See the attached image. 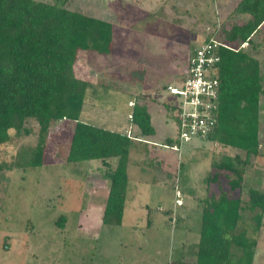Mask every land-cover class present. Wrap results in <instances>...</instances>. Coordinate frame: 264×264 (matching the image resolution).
Wrapping results in <instances>:
<instances>
[{
    "label": "rangeland",
    "instance_id": "obj_1",
    "mask_svg": "<svg viewBox=\"0 0 264 264\" xmlns=\"http://www.w3.org/2000/svg\"><path fill=\"white\" fill-rule=\"evenodd\" d=\"M239 1L67 0L69 10L110 22L114 27L109 55L80 53L75 64L76 76L92 85L80 120L133 137L128 103L136 95L128 86L138 82V89L146 92L149 84H145V74L151 76L147 77L150 84L165 82L168 76L153 72L152 65L145 72L140 63H157L159 67L168 51L167 56L172 51L181 61L189 59L191 49L213 33L216 25L220 24L221 32L226 22L246 19L231 16ZM218 39L222 40L221 34ZM243 50L260 63L264 90V25ZM148 55L157 58L153 57V62ZM141 67L143 70H139ZM155 75L157 81L152 80ZM167 121L170 136H175L173 116ZM260 123L259 154L241 166V188L232 192V197L239 196L243 203L249 189L264 192V94L260 97ZM27 127L29 135L16 137L9 131L11 140L0 145V161L13 162L20 151L35 147L38 125L31 120ZM72 127L68 121L50 125L42 166L0 173V264H174L181 256L184 264H192L203 199L217 197L220 190L229 192L228 180L232 177L223 171L218 184L208 183V172H215L210 169L211 163L236 155L243 162L245 155L194 137L177 145V151L162 149L170 154L168 157L155 152L158 158L152 157L149 163L147 155L149 175L140 177L137 171L143 163L141 152L134 151L127 168L130 178L122 223L106 226L101 222L108 188L102 178L106 168L99 161L65 162ZM159 163L169 165L163 170L172 180L160 179ZM110 168L114 169L111 163ZM177 198L181 207H177ZM61 216L65 218L62 227L58 226ZM252 216L248 211L242 214V226L249 233ZM256 239L253 264H264V213Z\"/></svg>",
    "mask_w": 264,
    "mask_h": 264
},
{
    "label": "trees",
    "instance_id": "obj_2",
    "mask_svg": "<svg viewBox=\"0 0 264 264\" xmlns=\"http://www.w3.org/2000/svg\"><path fill=\"white\" fill-rule=\"evenodd\" d=\"M66 2L0 0V145L11 140L10 130L20 137L29 135V121L38 125L35 147L20 151L13 162L0 161V173L42 166L50 125L71 122L65 162L99 161L106 168L102 178L108 188L101 222L106 226L121 225L129 153L136 137L80 120L86 93L92 85L75 73L80 53L110 54L114 27L110 22L69 10ZM231 16L246 19L226 22L223 26L227 27L219 33L214 29L216 37L221 34L222 39H218L222 44L220 85L216 124L206 140L245 157L243 162L236 155L211 163L210 169L215 172H208V183L218 184L223 171L232 177L228 180L229 192L220 190L217 197L203 199L192 264H253L264 213V192L249 189L245 203L239 196L232 197V192L241 188V166L259 154L260 97L264 94L260 63L241 45H251L252 37L259 33L264 23V0H240ZM195 49H191L190 57ZM129 121L141 135L154 132L143 105L133 104ZM166 141L178 145L177 139ZM244 211L253 215L250 233L242 226ZM64 221L61 216L58 226L62 227ZM183 257L174 264H184Z\"/></svg>",
    "mask_w": 264,
    "mask_h": 264
},
{
    "label": "built area",
    "instance_id": "obj_3",
    "mask_svg": "<svg viewBox=\"0 0 264 264\" xmlns=\"http://www.w3.org/2000/svg\"><path fill=\"white\" fill-rule=\"evenodd\" d=\"M215 29L219 32L220 24ZM216 36L214 31L207 34L188 59L182 79L166 87L167 93L173 98L170 107L177 126L174 139L178 140L179 146L194 137L206 139L215 127L220 85L219 48L222 46ZM133 104L128 103L129 106ZM172 148L177 151L179 147L176 145ZM176 204L181 205L178 198Z\"/></svg>",
    "mask_w": 264,
    "mask_h": 264
},
{
    "label": "crops",
    "instance_id": "obj_4",
    "mask_svg": "<svg viewBox=\"0 0 264 264\" xmlns=\"http://www.w3.org/2000/svg\"><path fill=\"white\" fill-rule=\"evenodd\" d=\"M263 25H264V23L262 24V26ZM260 30H261V28H260ZM245 45H247V44H245ZM244 46L242 48H244ZM168 52L166 53V57L164 58V62L160 63L159 67H156V65H158L157 63L151 64V63H148L146 61L143 63H140L145 67V70H144L145 72L147 71L148 65H152L151 69L153 70V72H158V74H161V76H164V77H166L168 75L167 80L165 82H163V80H162L161 83L151 82L152 84H150V82L147 80V77L149 78L151 76H148L147 74H145L146 75V77H145L146 80H144L145 84H147V85L149 84L148 89L146 91L147 93L142 92L143 91L142 89L141 90L138 89V88H140L138 82H136L134 85L130 83V86H128V88L130 87L129 88L130 92L132 94L136 95V96H133L134 100H132V102H134L135 104H138V105H143L146 108L147 113L150 117L151 126H152L153 131H154L152 135L144 136V135L140 134L138 129H137L138 131L133 129V128H135V126H133L131 124L132 127H131L130 132L132 135H134L137 138V140L135 141L134 146L130 150L128 164L131 160V154L134 153V151L135 152L140 151L141 153H140L139 157L141 158V161L143 162L142 166H140V168H139V166H137V168H139L137 173L140 177L145 176L147 174L149 175L147 165L145 167L147 155H148V157H150L149 161H153L154 160L153 158H158V156L154 154L155 152L158 153L160 156V155L165 154L162 151V149L165 150L164 149L165 147H167L171 150H174L172 147L176 146L175 144L168 143L166 141L169 138H171V139L175 138V136H170V135H172V132L170 131V128H169L170 126H169L168 121H167L168 118H172V111H171L170 104L173 102V100H171V96H169V94L167 93L166 87L169 85H175L176 83H178L182 79V77L185 73L186 67H187L188 58L184 57V58H182L183 61H181L180 59L176 58L175 53H172V51H171V54L169 56H167ZM149 57H150V59H152L154 56L150 55ZM154 58H157V57H154ZM154 58H153V62L155 61ZM150 61H152V60H150ZM137 64H138V62H137ZM137 64H135V65H137ZM139 70H143L142 67ZM177 74H179L178 79H176ZM152 76H154V75H152ZM152 80L157 81L158 80L157 76L155 75V79H152ZM138 81H139V79H138ZM141 87H142V85H141ZM134 90H135V92H134ZM130 112H131V107H130ZM130 112H129V114H130ZM154 120H155V122H154ZM158 129L160 130L159 133H158ZM121 133H123V132H121ZM175 133H176V131H175ZM169 155L170 154H165L166 157H168ZM149 161H147V162H149ZM139 162H140V160H139ZM167 165H168L167 163H165V164L159 163V165L157 164V171H160V173H161L160 179L167 180V178H169L170 180H172L170 173L169 174L165 173L166 172L165 170L168 169V166H169V165L168 166ZM164 168H165V170H163ZM161 170H163V172ZM157 171H155V172H157ZM127 175H128V169H127ZM129 178L130 177H128V179ZM127 191H128V187H127Z\"/></svg>",
    "mask_w": 264,
    "mask_h": 264
},
{
    "label": "clouds",
    "instance_id": "obj_5",
    "mask_svg": "<svg viewBox=\"0 0 264 264\" xmlns=\"http://www.w3.org/2000/svg\"><path fill=\"white\" fill-rule=\"evenodd\" d=\"M130 102H132V101H130ZM134 103V102H133ZM130 107H132V106H130ZM179 199V201H180V203H181V200H180V198H178ZM180 206H182V204L180 205ZM180 206H177V207H180Z\"/></svg>",
    "mask_w": 264,
    "mask_h": 264
}]
</instances>
